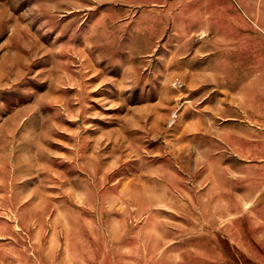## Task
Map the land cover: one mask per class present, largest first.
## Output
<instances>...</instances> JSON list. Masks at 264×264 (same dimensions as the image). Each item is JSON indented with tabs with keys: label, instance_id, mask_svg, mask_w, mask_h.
I'll use <instances>...</instances> for the list:
<instances>
[{
	"label": "rangeland",
	"instance_id": "rangeland-1",
	"mask_svg": "<svg viewBox=\"0 0 264 264\" xmlns=\"http://www.w3.org/2000/svg\"><path fill=\"white\" fill-rule=\"evenodd\" d=\"M0 264H264V0H0Z\"/></svg>",
	"mask_w": 264,
	"mask_h": 264
}]
</instances>
